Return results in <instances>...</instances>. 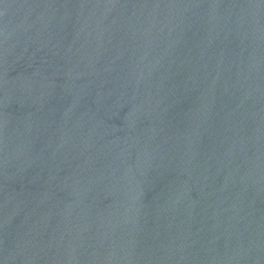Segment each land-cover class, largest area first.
I'll use <instances>...</instances> for the list:
<instances>
[{"label":"water","instance_id":"1","mask_svg":"<svg viewBox=\"0 0 264 264\" xmlns=\"http://www.w3.org/2000/svg\"><path fill=\"white\" fill-rule=\"evenodd\" d=\"M0 264H264V0H0Z\"/></svg>","mask_w":264,"mask_h":264}]
</instances>
